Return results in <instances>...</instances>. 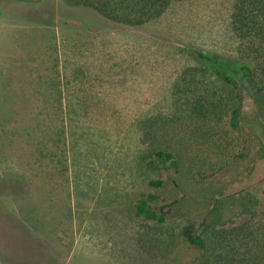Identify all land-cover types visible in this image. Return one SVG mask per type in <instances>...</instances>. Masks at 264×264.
Wrapping results in <instances>:
<instances>
[{"label": "rangeland", "instance_id": "obj_1", "mask_svg": "<svg viewBox=\"0 0 264 264\" xmlns=\"http://www.w3.org/2000/svg\"><path fill=\"white\" fill-rule=\"evenodd\" d=\"M234 3L174 2L132 27L63 0H0V264H248L211 250L207 225L230 196L264 202V117L238 80L232 129L236 100L193 55L238 67ZM159 150L175 168H148ZM148 194L166 222L135 215Z\"/></svg>", "mask_w": 264, "mask_h": 264}, {"label": "trees", "instance_id": "obj_2", "mask_svg": "<svg viewBox=\"0 0 264 264\" xmlns=\"http://www.w3.org/2000/svg\"><path fill=\"white\" fill-rule=\"evenodd\" d=\"M63 1L71 7L93 8L106 19L137 27L160 18L172 3L183 0ZM231 26L240 42V60L237 62V68L216 54L194 50L193 55L229 89L230 98L236 100L229 124L232 129L237 130L240 127L241 108L238 80L245 79L250 83L254 100L264 117V0H235ZM198 109L204 110L206 107L203 104L196 105V110ZM148 163L150 170L176 167L174 154L170 151H157ZM150 185L160 187L162 181L153 180ZM157 200L154 194L140 198L135 205V215L150 222H166L169 212L164 207L157 206ZM215 209L218 217L207 225V233L213 246L211 250H246L244 255L248 264H264V202L252 194H243L228 197V200L221 202ZM225 212L231 214V219L222 223L221 217ZM182 237L189 245L208 250L207 239L194 232L191 226L183 228ZM255 254L258 259L261 258L259 263L253 260Z\"/></svg>", "mask_w": 264, "mask_h": 264}]
</instances>
